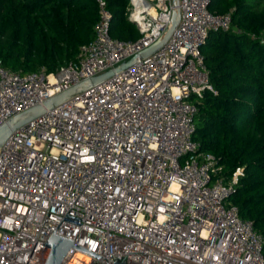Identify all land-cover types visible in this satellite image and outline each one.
Segmentation results:
<instances>
[{
    "label": "built area",
    "instance_id": "built-area-1",
    "mask_svg": "<svg viewBox=\"0 0 264 264\" xmlns=\"http://www.w3.org/2000/svg\"><path fill=\"white\" fill-rule=\"evenodd\" d=\"M97 2L94 37L76 59L29 72L0 59V126L136 56L178 12L177 25L156 51L6 139L0 264H45L58 225L56 234L102 255L71 247L61 264H264V236L229 200L243 169L228 176L193 139L196 102L213 89L201 48L211 31L232 29L231 14L211 11V0H129L140 36L125 40L111 35L108 0Z\"/></svg>",
    "mask_w": 264,
    "mask_h": 264
},
{
    "label": "trees",
    "instance_id": "trees-1",
    "mask_svg": "<svg viewBox=\"0 0 264 264\" xmlns=\"http://www.w3.org/2000/svg\"><path fill=\"white\" fill-rule=\"evenodd\" d=\"M111 35L136 39L129 0H108ZM211 11L230 13L232 29L211 31L202 45L213 89L197 100L193 139L232 176L229 197L264 236V0H211ZM99 19L97 0H0V59L15 71H55L76 59Z\"/></svg>",
    "mask_w": 264,
    "mask_h": 264
},
{
    "label": "water",
    "instance_id": "water-1",
    "mask_svg": "<svg viewBox=\"0 0 264 264\" xmlns=\"http://www.w3.org/2000/svg\"><path fill=\"white\" fill-rule=\"evenodd\" d=\"M177 2V0H174ZM178 21V12L176 20L173 24H171L166 31L163 33V35L151 46L145 48L143 51H141L136 56L130 58L127 61H123L121 64L116 66L115 68H111L101 74L95 75L87 80H84L72 87H70L67 90H64L46 101H44L42 104H37L35 106L30 107L29 109L20 112L19 114L13 116L10 118L7 122H5L2 126H0V150L6 141V139L15 131L16 129L22 127L26 123L30 122L31 120L39 117L43 113H45L48 109H52L62 103L63 101L71 98L72 96L88 89L92 85L110 77L117 71H121L122 69L130 66L132 63H134L139 57L147 56L154 51H156L161 45H163L167 39L170 37L172 32L174 31ZM65 220L72 221L78 224L80 223L81 217H77L71 214H66L64 216ZM62 219V220H63ZM61 220V222H62ZM60 222V223H61ZM59 223V224H60ZM59 226V225H58ZM57 226V227H58ZM56 227V229H57ZM55 229V230H56ZM55 230L51 234V236L46 241V245L50 247V253L48 255V258L46 260L45 264H61L63 262L64 257L66 256L67 252L71 247H77L87 253H90L96 257L102 256L99 255L83 246L77 245L74 239L56 234ZM104 257V256H103ZM106 258V257H105ZM107 259V258H106Z\"/></svg>",
    "mask_w": 264,
    "mask_h": 264
},
{
    "label": "bare ground",
    "instance_id": "bare-ground-1",
    "mask_svg": "<svg viewBox=\"0 0 264 264\" xmlns=\"http://www.w3.org/2000/svg\"><path fill=\"white\" fill-rule=\"evenodd\" d=\"M77 257H83V255H81V254H77Z\"/></svg>",
    "mask_w": 264,
    "mask_h": 264
}]
</instances>
